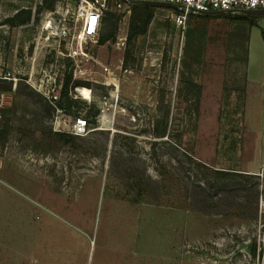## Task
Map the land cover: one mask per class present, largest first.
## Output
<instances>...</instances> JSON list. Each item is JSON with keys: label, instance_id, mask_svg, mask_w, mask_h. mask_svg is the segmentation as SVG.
Returning <instances> with one entry per match:
<instances>
[{"label": "rangeland", "instance_id": "rangeland-1", "mask_svg": "<svg viewBox=\"0 0 264 264\" xmlns=\"http://www.w3.org/2000/svg\"><path fill=\"white\" fill-rule=\"evenodd\" d=\"M11 1L0 0V264L66 248L75 264H264V16L255 84L234 19L191 16L185 30L175 10L131 4L84 42L106 72L65 56L77 0H14L28 8L19 17ZM58 7L66 41L42 26ZM70 73L76 105L64 109L44 89ZM80 115L86 135L59 130Z\"/></svg>", "mask_w": 264, "mask_h": 264}, {"label": "built area", "instance_id": "built-area-1", "mask_svg": "<svg viewBox=\"0 0 264 264\" xmlns=\"http://www.w3.org/2000/svg\"><path fill=\"white\" fill-rule=\"evenodd\" d=\"M133 3H170L179 5L181 8L173 15L174 23L181 29L187 28L188 21L192 14H207L213 12H229L233 14H243L241 10L258 11L264 10V0H130ZM75 5V6H74ZM67 4L68 12H73L76 16V27L79 29L77 42L69 38L66 45L65 56L74 60L76 68L84 62L93 61L100 65L106 72H109L107 66H103L97 61L88 48H85L84 42L90 41L98 43L101 28L108 13H121L130 11L131 5H127L119 0H77L75 4ZM56 9L46 16V21L42 22L43 28L50 34H59L60 38L66 41L67 36H71V27L68 24L64 9ZM48 20L51 22L46 23ZM81 40V41H80ZM62 40L60 41V44ZM111 74V72H110ZM8 78V77H7ZM78 88V87H77ZM76 88V89H77ZM64 89V79L55 81L51 87L44 89L46 98L55 105L61 100ZM92 92V91H91ZM61 111H59L60 113ZM62 114V112L60 113ZM64 117V115H63ZM71 123V121H70ZM58 128L61 131L68 132L74 136H83L90 131V123L84 116H78L74 119L70 129L68 121L59 123Z\"/></svg>", "mask_w": 264, "mask_h": 264}, {"label": "trees", "instance_id": "trees-1", "mask_svg": "<svg viewBox=\"0 0 264 264\" xmlns=\"http://www.w3.org/2000/svg\"><path fill=\"white\" fill-rule=\"evenodd\" d=\"M56 2H57V0L52 1L51 3H50V0H45V4H47L50 9H52L55 6ZM148 7H155V6L148 5ZM164 8H166V7H164ZM175 11H177V10H175ZM177 12H179V11H177ZM21 13H22V11H20L18 13L17 17H19L21 15ZM30 14L32 15V12ZM197 15L201 16L202 18H206V19H210L213 17L234 19V21L239 24L240 29H238L237 32L232 33L230 40H231V42H233V44L236 46L237 49L245 48L246 58H245V60H243V62L245 63V66L247 67L248 62H249V44H250V39H251L250 28L257 26V22L255 21L256 17L246 15V14H239V17L233 18L234 14L232 12L231 13L226 12V14H224V15H218V14H212V13L192 14V17L194 18ZM118 17H119L118 13H108L107 16L105 17V20L108 21L109 18H118ZM146 24L147 23H145V25H144L145 27L141 31H137L136 27L134 25L131 26V33L129 35V40L131 41L135 37L136 34L143 32L146 28ZM112 39H114L113 35H107V36L105 35L100 39V44L104 45L106 42H109ZM129 58H130V55L127 57V60H129ZM71 78H72V73H70L68 75V78L66 81L64 80V89L62 92L61 100L58 103L59 106H61V108H64V109L66 107L71 108L74 105H76L75 101L71 98L70 91H69V84H70ZM134 202L140 203L141 201L135 200Z\"/></svg>", "mask_w": 264, "mask_h": 264}, {"label": "crops", "instance_id": "crops-1", "mask_svg": "<svg viewBox=\"0 0 264 264\" xmlns=\"http://www.w3.org/2000/svg\"><path fill=\"white\" fill-rule=\"evenodd\" d=\"M14 0L11 1V5H10V8L15 15L13 16H16L18 15V13L22 10H28L27 7H22L21 9H18V5L13 3ZM14 4V5H13ZM36 7H38V5H36ZM29 10L32 11V14L34 13L35 9L33 7H31ZM240 14V13H239ZM12 16V17H13ZM254 17H262V16H254ZM257 22V21H256ZM258 25V23H257ZM254 27L250 28V37H251V31ZM255 54H254V51L252 49V44H251V39H250V44H249V62H248V65L246 67V72H247V82L248 83H255L256 82L252 79L251 77V72H252V60L254 58ZM1 202V201H0ZM5 212H1L0 210V219L3 217V215ZM52 241V240H51ZM66 251H63L65 252L66 254H63L62 256H58L57 255V252L55 254L51 253L50 255H48V252H47V257H46V260L44 261H36V262H33L32 264H75V255H74V252H72L70 254V251L68 248L65 249ZM110 250H112L110 248ZM116 250V249H114ZM121 251V250H120ZM61 257H66L64 260H61ZM121 264V262L117 260V258L115 257H112V259H110V264ZM20 264H26L24 263V261H21ZM124 264V262H123Z\"/></svg>", "mask_w": 264, "mask_h": 264}, {"label": "water", "instance_id": "water-1", "mask_svg": "<svg viewBox=\"0 0 264 264\" xmlns=\"http://www.w3.org/2000/svg\"><path fill=\"white\" fill-rule=\"evenodd\" d=\"M127 5H131L134 4L132 1L130 0H119ZM139 4H143V5H151V6H158V7H166L172 10H180V6L179 5H174V4H170V3H139ZM243 14L246 15H250V16H264V10H258V11H247V10H241L240 11ZM212 14H218V15H224L226 14V12H213Z\"/></svg>", "mask_w": 264, "mask_h": 264}, {"label": "bare ground", "instance_id": "bare-ground-1", "mask_svg": "<svg viewBox=\"0 0 264 264\" xmlns=\"http://www.w3.org/2000/svg\"><path fill=\"white\" fill-rule=\"evenodd\" d=\"M52 21V20H51ZM50 20H48L46 23H48V22H51ZM86 93V92H85Z\"/></svg>", "mask_w": 264, "mask_h": 264}]
</instances>
